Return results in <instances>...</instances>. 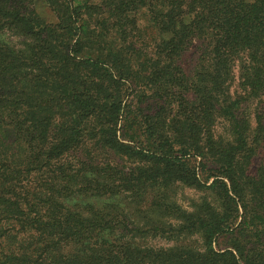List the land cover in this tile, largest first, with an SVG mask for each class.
<instances>
[{"label":"trees","instance_id":"1","mask_svg":"<svg viewBox=\"0 0 264 264\" xmlns=\"http://www.w3.org/2000/svg\"><path fill=\"white\" fill-rule=\"evenodd\" d=\"M261 150L264 0H0V264H264Z\"/></svg>","mask_w":264,"mask_h":264},{"label":"rangeland","instance_id":"2","mask_svg":"<svg viewBox=\"0 0 264 264\" xmlns=\"http://www.w3.org/2000/svg\"><path fill=\"white\" fill-rule=\"evenodd\" d=\"M37 10L39 12V14L43 17V18H48V17H52V13L50 11V9L48 8L47 5L43 4V3H38L36 4ZM8 37V41L16 46V47H21L20 46V38L16 37V36H7ZM260 161H264V151L261 150V153L255 157L254 162L255 164H259ZM198 196V192L196 190L190 189V188H184V190L180 193L178 202L184 207V208H188V199L189 198H197ZM154 244L156 245H160V244H165L163 240H155L153 241Z\"/></svg>","mask_w":264,"mask_h":264}]
</instances>
